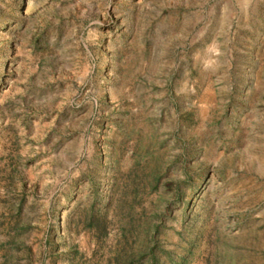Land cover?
Instances as JSON below:
<instances>
[{
	"label": "rangeland",
	"instance_id": "374dc122",
	"mask_svg": "<svg viewBox=\"0 0 264 264\" xmlns=\"http://www.w3.org/2000/svg\"><path fill=\"white\" fill-rule=\"evenodd\" d=\"M0 264H264V0H0Z\"/></svg>",
	"mask_w": 264,
	"mask_h": 264
}]
</instances>
